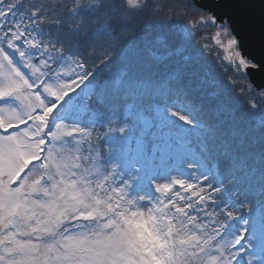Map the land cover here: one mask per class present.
Returning a JSON list of instances; mask_svg holds the SVG:
<instances>
[{"label": "snow or ice", "instance_id": "obj_1", "mask_svg": "<svg viewBox=\"0 0 264 264\" xmlns=\"http://www.w3.org/2000/svg\"><path fill=\"white\" fill-rule=\"evenodd\" d=\"M214 3L208 9L192 0L188 27L204 32L246 78L261 65L245 55L241 37L254 28L264 35V0ZM17 7L0 0V56L7 61L19 52L27 63L35 53L26 46L37 48L30 25L39 17L25 22ZM35 63L34 80L10 77V86H0V264H253L254 252L264 264V185L237 175L226 186L222 177L214 186L207 176L200 183L156 179L174 164L160 148L168 116L179 115L165 107L167 84L130 66L123 123L109 116L97 124L98 113L73 100L97 89V71L82 60L60 71L51 57ZM113 136L128 137L119 156ZM240 189L255 199L242 205L245 213L231 210L230 200L218 203L217 193L238 197ZM235 220L241 230L228 238Z\"/></svg>", "mask_w": 264, "mask_h": 264}, {"label": "trees", "instance_id": "obj_2", "mask_svg": "<svg viewBox=\"0 0 264 264\" xmlns=\"http://www.w3.org/2000/svg\"><path fill=\"white\" fill-rule=\"evenodd\" d=\"M15 3L17 18L22 15L27 22L33 14L39 17L30 25L35 29L37 48L25 49L35 55L26 63L17 52L27 79H35L33 67L41 55L45 60L51 57L56 71L82 60L98 72V87L90 95L73 100L80 107L87 106L89 112H97L100 124L109 116L122 118L130 102L125 94L127 71L135 67L168 85L165 107L179 114L168 116L170 126L163 139L173 145L178 140L184 157V161L167 166L174 171L170 172L175 177L172 179L200 183L207 176L205 183L214 186L222 177L226 186L229 177L237 175L250 177L255 188L264 185V91H249L248 76L243 77L238 68L227 63L204 32L188 27L195 14L191 0H140L141 6L148 5L143 11L127 0ZM157 7L161 8L159 14L154 11ZM156 57L155 63L147 62ZM41 92L50 103L48 93ZM120 139L113 136L109 142ZM167 158L172 160L173 152ZM240 193L238 197L231 191L227 196L217 193V201L230 200L231 210L245 213L242 205L249 201L255 204V199L243 189ZM253 212L255 221L259 210L254 207ZM240 230V220L231 222L228 238Z\"/></svg>", "mask_w": 264, "mask_h": 264}, {"label": "rangeland", "instance_id": "obj_3", "mask_svg": "<svg viewBox=\"0 0 264 264\" xmlns=\"http://www.w3.org/2000/svg\"><path fill=\"white\" fill-rule=\"evenodd\" d=\"M9 52H11V51H9ZM12 58H15V57L11 56L10 60L5 61L3 56H0V86H10V84H11L10 77L15 78L16 80H18L21 83L23 82L22 77H24V76H21V77L15 76V73L17 72L18 66L16 64L17 62ZM16 58L19 59L17 54H16ZM117 118H119V121L123 120L120 117H117ZM176 141H177V144H175V142H174V145H173L172 143H167L165 140H161L160 141V148H161V150L166 152V157L169 155L170 152L171 153L173 152L172 161H174L175 163H179V162L184 161V157H182L183 154L179 150L180 142L178 140H176ZM109 143L112 145V148L117 152V155L119 156V154L121 153L122 150L126 151L124 149V145L128 144V137L125 136L124 141H121V139H120V140L116 141L115 143H112V142H109ZM170 172H174V171L172 169L168 170V167L166 166L162 170L157 171L156 179H158V180H170L172 178H175V177L170 176L171 175ZM253 256H254L253 264H261V261L259 259H256L257 254L253 253Z\"/></svg>", "mask_w": 264, "mask_h": 264}, {"label": "water", "instance_id": "obj_4", "mask_svg": "<svg viewBox=\"0 0 264 264\" xmlns=\"http://www.w3.org/2000/svg\"><path fill=\"white\" fill-rule=\"evenodd\" d=\"M200 2L204 8L215 9L217 7L214 0H200ZM241 39L245 55L251 62L261 65L258 71L251 68L248 70L249 82L256 90L264 91V35L254 28L242 35Z\"/></svg>", "mask_w": 264, "mask_h": 264}]
</instances>
